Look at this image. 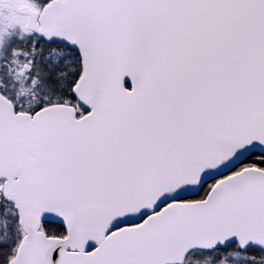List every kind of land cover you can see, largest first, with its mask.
Returning a JSON list of instances; mask_svg holds the SVG:
<instances>
[{"label": "snow or ice", "instance_id": "snow-or-ice-1", "mask_svg": "<svg viewBox=\"0 0 264 264\" xmlns=\"http://www.w3.org/2000/svg\"><path fill=\"white\" fill-rule=\"evenodd\" d=\"M0 264H264V0H0Z\"/></svg>", "mask_w": 264, "mask_h": 264}]
</instances>
